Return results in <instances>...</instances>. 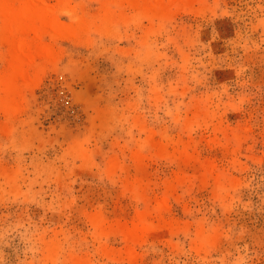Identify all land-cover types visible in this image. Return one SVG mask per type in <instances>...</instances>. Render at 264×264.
I'll use <instances>...</instances> for the list:
<instances>
[{
  "label": "rangeland",
  "instance_id": "1",
  "mask_svg": "<svg viewBox=\"0 0 264 264\" xmlns=\"http://www.w3.org/2000/svg\"><path fill=\"white\" fill-rule=\"evenodd\" d=\"M68 1L0 107V264H264V0Z\"/></svg>",
  "mask_w": 264,
  "mask_h": 264
},
{
  "label": "bare ground",
  "instance_id": "2",
  "mask_svg": "<svg viewBox=\"0 0 264 264\" xmlns=\"http://www.w3.org/2000/svg\"><path fill=\"white\" fill-rule=\"evenodd\" d=\"M123 1L139 6L150 18L164 17L168 13H165L168 6L164 0H142L143 4L136 0ZM169 1L171 7L176 1L192 3L195 0ZM68 2L58 0L62 6ZM0 19L3 22V43L10 49L7 72L0 77V91L4 93L0 107L6 114L15 115L22 107L25 90L35 86L38 72L52 59L51 48L41 44V39L46 35H82L87 27L82 20H77L76 26L62 25L53 8L48 7L47 0H0ZM150 231L149 225L134 226L126 229L124 236L128 242L137 243Z\"/></svg>",
  "mask_w": 264,
  "mask_h": 264
}]
</instances>
